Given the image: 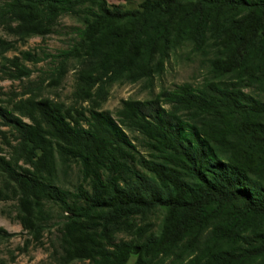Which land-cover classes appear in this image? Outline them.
<instances>
[{"label":"trees","instance_id":"trees-1","mask_svg":"<svg viewBox=\"0 0 264 264\" xmlns=\"http://www.w3.org/2000/svg\"><path fill=\"white\" fill-rule=\"evenodd\" d=\"M62 14L81 26L57 54L51 81L67 59L85 61L70 104L32 90L0 104L12 138L5 154L0 147V200L14 199L21 228L38 240L49 207L59 210L55 264H158L184 254V264H263L264 0H141L134 8L2 0L0 29L17 41L42 38ZM183 41L205 58L202 81L122 99L116 119L99 110L111 83H150ZM12 48L0 39L1 52ZM1 68L10 79L30 74L16 56ZM125 129L140 135L144 153Z\"/></svg>","mask_w":264,"mask_h":264},{"label":"rangeland","instance_id":"rangeland-1","mask_svg":"<svg viewBox=\"0 0 264 264\" xmlns=\"http://www.w3.org/2000/svg\"><path fill=\"white\" fill-rule=\"evenodd\" d=\"M2 0H0L1 3ZM141 0H107L109 4L120 8H134ZM79 20L70 14H62L51 33L40 38L31 36L23 41L14 40L13 36L7 35L0 29V39L13 43V48L0 51V104L8 105L10 100L17 99L23 91L32 90L40 97H48L51 100L62 102L65 106L70 104V93L73 89L74 75L77 69L85 66L83 58H70L66 61V69L56 83L51 77L58 66L60 57L57 54L77 40L76 28L80 27ZM22 52H28L34 57L40 58L37 62H31L22 57ZM18 59L30 69L28 77L19 80L8 78L2 71L1 66L6 68L7 59L11 57ZM205 58L192 50L187 41H183L169 51L167 59L163 63V70L153 75L151 82L143 79L128 82L123 79L116 80L107 88L105 100L101 103L99 110L108 112L116 119L115 112L122 99L146 100L152 98L162 89H171L175 84L190 82L197 84L206 76ZM27 94L23 95L26 96ZM127 136L137 146L141 153L143 148L139 145L140 135L137 132L124 130ZM0 147L5 154L7 147L5 140L11 141L8 127L0 126ZM76 182L74 173H69L64 178V185L71 188ZM51 219L38 240L32 238L31 234L21 228L16 215L14 199L0 200V262L2 264H55L53 250L57 242V222L62 218L59 210L50 206ZM161 211L150 216L149 222L153 229H158ZM121 237H125L120 234ZM135 250L132 251L130 262L134 259ZM190 256L183 255L181 258L165 257L158 264H184ZM69 264H91L87 261L74 260ZM264 264V263H263Z\"/></svg>","mask_w":264,"mask_h":264}]
</instances>
